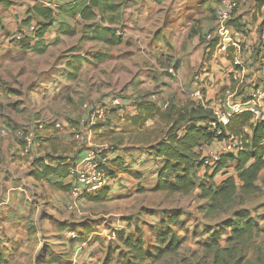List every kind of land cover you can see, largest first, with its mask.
<instances>
[{
	"label": "rangeland",
	"instance_id": "374dc122",
	"mask_svg": "<svg viewBox=\"0 0 264 264\" xmlns=\"http://www.w3.org/2000/svg\"><path fill=\"white\" fill-rule=\"evenodd\" d=\"M18 17V14L13 15L17 22L13 37H20L22 29L28 31L19 26L21 19ZM64 17L62 22L80 29L74 19ZM54 21L58 22V18ZM55 33L47 35L49 43L56 38ZM78 37L79 34L61 35L43 54L20 46L16 55H20L21 61L13 62V54L6 53L5 61L0 63V247L1 243L5 245L0 252V258L5 260L0 264H118L124 250L115 238L116 232H138L143 236L145 247L155 245L163 212L175 210L180 211L182 224L173 226L172 230L182 239L181 246L175 253L146 264H214L213 254L205 251V243L212 228L232 212L205 216L200 210L205 200L198 198L197 189L188 195L152 191L159 160L149 156L141 145L132 146L124 141V146L118 149L117 153L123 154L127 166L138 173V178L124 172L110 178L106 201L91 202L83 197L84 193L72 195L54 191L34 184L29 177L32 157L44 149L52 151L54 140L63 146L61 150L70 152L74 158L81 149L107 146L110 140L99 133L105 129L118 131L125 123L122 119L116 121L110 111L96 120L97 125H90L86 118L92 108L105 107L114 95L124 97L123 106L116 113L126 111L127 72L119 63L123 48H110L109 60L101 64L84 63L78 77L68 79L69 68L65 64L76 54L69 52L71 47L75 46V52L84 55L107 49L101 43L78 44ZM20 66L23 68L18 71ZM20 72L23 73L18 75ZM32 88L41 94L31 98L28 91ZM186 89V86L181 88L184 99L178 101L182 103L193 98ZM15 92L20 98L19 104L11 102ZM202 96L207 101L203 90ZM138 98L141 96L135 100ZM227 101L225 99L224 107ZM216 107L222 110L223 103ZM40 120L44 121L42 125L38 123ZM55 122L59 127L54 126ZM146 125L153 123L149 121ZM95 126L99 129L95 130ZM28 134L31 145L25 151L24 137ZM223 142L202 147L204 157L211 159L219 154ZM208 167L209 174L204 166L194 173L197 185L210 182L218 185L225 177L236 175L231 163L214 176L209 164ZM13 174L19 175L15 181L18 185L22 183L24 189L19 196L16 195L18 190L13 191ZM256 183L259 191L242 207L248 208L257 218L261 230L254 233L240 260H225L226 264H264V217H259L264 214V168ZM225 239L226 235L220 238L222 246L226 244Z\"/></svg>",
	"mask_w": 264,
	"mask_h": 264
},
{
	"label": "trees",
	"instance_id": "16d2710c",
	"mask_svg": "<svg viewBox=\"0 0 264 264\" xmlns=\"http://www.w3.org/2000/svg\"><path fill=\"white\" fill-rule=\"evenodd\" d=\"M124 3V0H69L56 7L35 3L28 7L25 17L21 20L25 29L28 30L30 25H34V30H28L29 33L24 29L20 30V37L17 36V39L24 35L25 37L20 39L21 46L35 54L45 53L49 46L59 41L61 35L72 37L79 34L78 44H103L107 48L105 51L87 52L85 55L75 52V46L71 47L69 52L76 54L66 61L69 68L67 77L76 79L84 63L101 64L109 60L110 48L124 42L119 24ZM55 15L74 19L80 26V31L75 25L59 22L55 31L56 38L47 44L44 42V36L55 22ZM228 24L235 29L241 28L239 23L232 20H229ZM116 112L117 109L110 110L111 117L116 121L124 120L123 128L118 131L105 129L99 133L110 140L98 154V169L103 171L105 178L116 177L121 172L138 178V173L130 169L115 152L124 146V141L132 146H143L149 156L159 160L152 191L188 195L197 189L198 198L205 200L204 205L200 207L205 216L215 217L228 211L232 212L230 217L217 223L216 228H212L205 243V251L213 254L214 264H226L225 260L228 262L235 258L240 260L254 233L261 230L257 218L251 215L248 208L242 206L259 191L256 182L264 168V122L254 121L252 114L245 111L234 115L223 124L217 121L208 101L202 104L192 99L183 104L169 100L163 107L141 97L135 102L134 114L119 116ZM149 121L153 123L152 126L146 125ZM93 128L96 130L99 126ZM230 135L242 139L243 149L237 154L222 153L210 166L214 176L231 163L236 175L225 177L218 185L211 182L197 185L194 180L196 170L204 166V170L209 174L202 147L223 141ZM111 154L112 157H109ZM102 159L104 162H101ZM76 163L74 158L67 155H36L31 162V175L37 181L48 182L56 190L70 192L79 184L76 176L72 174ZM52 178L56 180H50ZM68 178L72 181L69 182ZM109 190L108 186H103L94 192H83V197L91 202L106 201ZM180 215L177 210L163 212L156 232L155 245L152 246L145 247L141 233L116 232L115 238L124 250L118 258V264H146L175 253L181 246L182 239L175 235L172 227L182 224ZM259 217H264V214ZM223 235H226L225 246L220 244Z\"/></svg>",
	"mask_w": 264,
	"mask_h": 264
},
{
	"label": "crops",
	"instance_id": "0c3cea01",
	"mask_svg": "<svg viewBox=\"0 0 264 264\" xmlns=\"http://www.w3.org/2000/svg\"><path fill=\"white\" fill-rule=\"evenodd\" d=\"M68 1L0 0V63L5 61L6 53L13 54V62L21 61L20 55H16L21 43L17 37L11 35L17 28L13 15L18 14V20H22L28 7L35 3L56 7ZM235 1L237 6L231 20L239 23L240 29L231 25L225 28L215 21L216 0H125L119 21L124 40L119 45L123 48L119 63L127 72L128 95L124 104L128 107L123 114H117H134L137 96L150 99L159 106L169 100L183 104L178 100L184 99L185 93L181 90L184 86L187 91L196 88L203 90L210 107L219 109L216 106L223 103L222 110L232 103L247 100L253 89L264 88V79L260 72L264 59V0H251V4L250 0ZM54 18H58V22L64 21L61 15H55ZM58 22L49 27L44 36L45 43H49L47 35L51 32L53 34V31L55 33ZM20 24L21 21L19 26L23 27ZM22 68L18 67V71ZM170 69L172 72H168ZM28 94L33 98L41 93L32 88ZM13 98L14 101L11 102L17 104L20 98L16 92ZM225 99L229 101L226 107ZM87 101L83 104H87ZM213 104L216 106L212 107ZM211 146H215L214 143ZM61 148L63 146L54 140L52 151L44 149L37 155L71 157L70 152L68 154ZM86 151L81 149L73 155L76 162L82 160ZM115 155L122 157L126 162L123 154L115 152ZM109 157H112V154ZM31 162L32 160L29 177L34 184H42L51 190L73 195V189L63 192L56 190L46 181L35 180L31 175ZM16 176L19 175L13 174V191L18 190L20 193L17 192L16 195L19 196L24 189L22 183L20 186L15 181ZM68 180L72 181L70 178ZM111 180L107 178L105 186H108L107 183ZM4 246V243H1L0 252ZM4 260L0 258L1 262Z\"/></svg>",
	"mask_w": 264,
	"mask_h": 264
},
{
	"label": "built area",
	"instance_id": "2783aa9c",
	"mask_svg": "<svg viewBox=\"0 0 264 264\" xmlns=\"http://www.w3.org/2000/svg\"><path fill=\"white\" fill-rule=\"evenodd\" d=\"M216 2V6L214 8L215 21L219 25L226 28L229 26L228 21L231 20L237 3L235 0H216ZM28 30L33 31L34 25H30ZM169 71L172 72V69L168 70V72ZM260 72L261 77L264 79V59L261 63ZM188 92H190L191 97H193L192 100L201 102L202 104L205 102L201 89L196 88ZM122 106V98L120 96L114 95L109 99L108 103H106L105 107L92 108L86 117L87 121H89L90 125H96V120L99 117H102L105 112H109L112 109H120ZM162 106L165 107L166 103H164ZM212 110L217 121L223 124H226L234 115L245 111H248L252 114L254 121L264 122V88L253 89L249 93V98L247 100L239 103H232L222 111L215 108H212ZM38 123L42 125L44 121L40 120ZM211 124L215 126L214 122ZM54 126L56 128L59 127V123L55 122ZM217 133H219V131H217ZM30 136L31 135L28 134L24 137V140L26 141L25 151H27L26 147L31 145ZM223 141L224 142L219 154L214 155L211 159H208L205 156L206 164L213 165L222 153L237 154L243 149V143L240 137L230 135ZM102 149L103 147L100 149H87L82 160L75 164L72 174L76 176L79 184L73 188V195H78L79 193L81 194L83 192H94L105 185L107 178H105L103 171L98 169V164L100 162L98 154ZM101 162H104V159H102Z\"/></svg>",
	"mask_w": 264,
	"mask_h": 264
}]
</instances>
